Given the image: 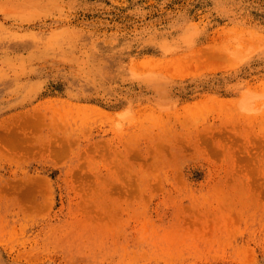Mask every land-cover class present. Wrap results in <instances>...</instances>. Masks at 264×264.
<instances>
[{"label":"rangeland","instance_id":"374dc122","mask_svg":"<svg viewBox=\"0 0 264 264\" xmlns=\"http://www.w3.org/2000/svg\"><path fill=\"white\" fill-rule=\"evenodd\" d=\"M0 264H264V0H0Z\"/></svg>","mask_w":264,"mask_h":264},{"label":"bare ground","instance_id":"6f19581e","mask_svg":"<svg viewBox=\"0 0 264 264\" xmlns=\"http://www.w3.org/2000/svg\"><path fill=\"white\" fill-rule=\"evenodd\" d=\"M8 91H7V86L6 84L0 82V100L2 98V96H4V94H6Z\"/></svg>","mask_w":264,"mask_h":264}]
</instances>
